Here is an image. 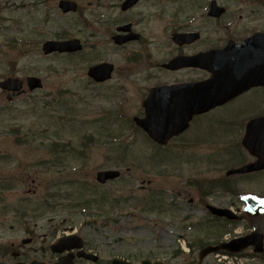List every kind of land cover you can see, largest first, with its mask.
<instances>
[{
  "label": "rangeland",
  "instance_id": "rangeland-1",
  "mask_svg": "<svg viewBox=\"0 0 264 264\" xmlns=\"http://www.w3.org/2000/svg\"><path fill=\"white\" fill-rule=\"evenodd\" d=\"M1 1L4 9L0 15V80L6 76L25 78L34 75L44 84L41 90L27 92L12 101H7L5 92L0 90L2 215L9 218L26 211L29 217H43L44 221L52 218L79 222L88 219L87 216L71 209L80 204L78 202L81 199H90L94 194L105 192L121 196L123 192L130 198H138L142 194L147 206L150 197L155 198L156 192L162 191L165 203L169 197L174 198L172 204L177 203L173 212L177 220L186 217L192 219V214L183 209L181 202L183 198L188 202L194 197L197 186L203 185L207 189L208 184L212 183L214 188L216 180L224 179L234 188L238 176L226 177V170L241 165L250 157L243 149L235 148L238 147L236 143L241 134L229 133L227 120L234 110L240 113L239 118L244 119L246 110L239 109L245 106L253 108L256 105V109L264 110L258 105L262 103L264 106V95L244 96L212 112L206 119H198L200 129L192 127L188 139L195 142L190 147H185L180 138L175 139L166 149L157 150L154 145L146 144L140 136L133 137L135 130L124 125L115 110L119 106L123 112L135 113L140 106L137 102L141 98L140 92L145 86L154 81L197 78L201 75L199 72L186 70L167 75L157 68L155 72L159 79L154 80L156 76L153 75L151 80H144L139 66H136L132 71L136 73V79L126 71L117 70L108 82L97 84L86 76L90 66L104 60L122 67L126 65L127 56L108 42L105 29L108 14L105 15L104 9L88 5L90 0H82L81 8L75 15H64L56 13V0H44V13L41 9L31 10L28 5L33 1L23 3L28 6V12L22 9L14 13L13 4L16 0ZM174 1L176 3L169 7L161 20L163 29L159 35L163 41L156 52L159 59L174 52L167 40L172 24L165 28L173 19L174 9L182 3L181 0ZM217 3L227 6L225 8L228 12L223 20H209L207 27L211 34L210 45L219 43L233 28V23L227 27L225 24L233 17L234 0H217ZM189 12H202V7L198 9L195 5ZM59 32L65 33V36H59ZM72 36L80 39L83 50L70 55H44L42 43L36 42ZM24 38L32 42L22 46L21 39ZM136 60L130 58V62ZM124 79L133 83L134 94ZM249 111L251 114L252 109ZM90 133L97 135L92 137ZM88 137L92 139V144L87 141ZM60 141L64 147L58 144ZM104 167L118 168L124 172L123 178L115 181L109 189L97 186L94 181L96 171ZM126 169L129 173L125 172ZM241 177L237 183L243 184V191L256 188L259 193L264 192L261 191L264 188V171L259 175ZM194 184L197 186L193 187ZM220 192L217 190V195ZM230 198L227 196L228 200ZM199 202L196 199L192 204ZM45 205L52 207L44 208ZM59 205L61 207L58 208ZM130 205L132 210L133 204ZM191 208L193 214L199 215L195 218L207 219L201 209ZM126 211L129 215L121 219H125L128 226L136 225V218L131 217L136 211ZM167 214L162 212L164 217ZM100 216L97 218L98 226L104 220L116 221L118 218L117 211L111 214L100 213ZM147 216L148 220L154 221L158 220L156 217L159 215L151 212ZM256 222L263 231L264 217ZM115 224L119 226L123 222ZM2 228L7 229V224L3 223ZM157 229L154 226L130 232L128 239L131 242H146L155 235ZM245 264H264V259L246 261Z\"/></svg>",
  "mask_w": 264,
  "mask_h": 264
},
{
  "label": "flooded vegetation",
  "instance_id": "flooded-vegetation-1",
  "mask_svg": "<svg viewBox=\"0 0 264 264\" xmlns=\"http://www.w3.org/2000/svg\"><path fill=\"white\" fill-rule=\"evenodd\" d=\"M70 1L76 5L75 11L70 12L77 13L81 8V0ZM126 1L95 0V3L90 2L97 8L104 9L105 15L108 14L105 28L109 38L108 42L113 47L121 49L129 59L137 58L136 61H131L132 63L123 68L114 65V74L117 70L126 71L134 75L133 78L136 79V73L132 72L136 66H139L144 80H151L153 75L156 76L154 80L159 79V75L155 72L157 68L167 75L186 70L201 74L197 78L154 81L144 87L140 96H146L155 87L201 82L210 76V71L207 69L185 64L174 69L166 68L164 63L170 59L193 56L208 51L210 48H220L229 41L240 44L251 36L264 33V0H234L233 17L229 18L225 24L227 27L233 23L232 31L211 47V34L207 27L210 18L205 7L210 0L207 2L206 0H181L182 3L174 9L173 19L165 26L166 28L172 24L167 34V40L174 52L166 58L159 59L156 52L163 41L159 35V31L163 29L161 20L169 7L176 1ZM195 5L198 9L203 7L205 14L190 13L189 9ZM54 9L56 13L65 14L57 3H55ZM41 12H45L43 8H41ZM227 12L228 10L225 9L219 20L226 18ZM193 34H197V36L194 38ZM116 39L121 41H116ZM261 44L264 45V40L261 41ZM124 80L126 84L132 87L134 94L133 83ZM23 92L26 91L22 90ZM16 95L20 94L12 93L11 97ZM250 95H264V86L250 87L233 100L244 96L248 98ZM250 108L252 111L255 110L250 106H245L239 110L243 109L246 110L245 113H250ZM217 109L219 108H214L202 115L193 116V122L189 128L170 140L169 144H172L175 139L182 138L184 146L190 147L195 142L193 139H188L189 133L192 132L193 123L201 117L206 119L209 114ZM230 119L229 116V120H227L228 123H231L229 132H239L236 118ZM213 120L219 121V119ZM194 125H197V122ZM261 173L252 172L237 175L238 179L234 181V188L221 179L216 180L217 184L214 188H212L213 184L210 183L204 191H194L197 192L196 195L189 199V202L196 199L200 201V197L204 195L205 209L209 204L207 202H210L218 208L231 210L236 215L235 219H229L225 216H209L206 220L187 217L177 220L176 216L173 215L175 211L172 209L173 206H170V209L160 206L159 209L156 208L159 215L158 220L150 221L153 223L152 225L149 221L143 220L138 227V230L154 226L158 228L155 231V236L147 239L146 242L142 240L131 242L124 226L103 225L104 222L98 226L96 221L91 220L90 223L84 221L77 228L73 223L64 224L65 221L62 220H49L44 224L42 219L35 218L34 215L29 217L26 211L20 213L19 217L17 214H13L8 218V216L2 215V184L0 181V264H223L222 256H231V254L244 258L248 262L256 261L261 254L255 252L252 245H247L240 251H231V249L237 247L232 242L247 238L249 233L257 230L259 226L256 221L250 220V212L248 213L245 202L246 196L254 197L259 192L256 188L243 191V184L237 183V181L242 179L241 176L259 175ZM1 175L0 172V180ZM217 187L221 191L219 195H217ZM261 191H264V188ZM262 193L264 194V192ZM227 196L231 197L232 200L231 198L228 200ZM162 212L168 213L167 216H162ZM206 213L209 214L207 210ZM34 218L36 220H33ZM3 223L7 224V229L2 228ZM22 224L23 229L19 233V225ZM220 245L221 248L218 250L202 256L203 252L201 251L205 248H215Z\"/></svg>",
  "mask_w": 264,
  "mask_h": 264
},
{
  "label": "water",
  "instance_id": "water-1",
  "mask_svg": "<svg viewBox=\"0 0 264 264\" xmlns=\"http://www.w3.org/2000/svg\"><path fill=\"white\" fill-rule=\"evenodd\" d=\"M78 48L79 45L77 42L50 43L44 45L45 51H74ZM207 57L210 62H217L220 59L217 51L210 52ZM105 72L106 67L100 65L89 69L88 74L97 80H100L104 78ZM219 77L220 74L213 76L208 84L205 85H194V88L190 90L191 96L188 99H185V101L179 102L180 100L177 99L166 100L162 98L153 101L154 95L150 96L147 100L149 104L148 108H146L147 117L143 121H138L139 124L145 128L154 139H157L158 141L160 140V142H165L171 135L176 134L185 128L186 118L188 120L192 114L206 110L216 104H220L227 98L238 93V89H233L227 95L228 97L223 99L222 96L219 98L218 93V90L222 89L207 91L205 87L216 86L224 81V79H220ZM28 81L32 88L39 86V81L35 78H28ZM12 82L11 79H7L0 85L1 87L17 88L18 86L14 85ZM255 83L256 81L254 80L253 84ZM250 125H252L253 131ZM248 126L249 132L247 134V139H244L243 143L251 154L258 157V160L252 163L248 170L262 169L264 168V147H261L260 144L262 143V145H264V119H256L250 122ZM117 175V171H103L98 173L97 179L100 182H104L105 179L114 178Z\"/></svg>",
  "mask_w": 264,
  "mask_h": 264
}]
</instances>
